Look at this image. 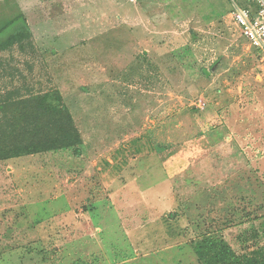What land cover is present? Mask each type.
I'll return each mask as SVG.
<instances>
[{"label": "rangeland", "instance_id": "374dc122", "mask_svg": "<svg viewBox=\"0 0 264 264\" xmlns=\"http://www.w3.org/2000/svg\"><path fill=\"white\" fill-rule=\"evenodd\" d=\"M234 2L250 1L0 0V29L17 19L0 96L61 90L84 149L0 161V264H205L206 238L254 249L264 51ZM26 27L34 47H8Z\"/></svg>", "mask_w": 264, "mask_h": 264}, {"label": "trees", "instance_id": "16d2710c", "mask_svg": "<svg viewBox=\"0 0 264 264\" xmlns=\"http://www.w3.org/2000/svg\"><path fill=\"white\" fill-rule=\"evenodd\" d=\"M16 22L17 19L3 26L0 36ZM14 45L22 50L28 45L34 47L32 30L16 29L8 40V47ZM63 149L76 155L84 152L81 133L61 90L31 91L23 95L12 89L1 94L0 161ZM251 238L254 249L241 254L221 239L206 238L201 244L200 259L205 264H264V221L261 227H252Z\"/></svg>", "mask_w": 264, "mask_h": 264}, {"label": "built area", "instance_id": "2783aa9c", "mask_svg": "<svg viewBox=\"0 0 264 264\" xmlns=\"http://www.w3.org/2000/svg\"><path fill=\"white\" fill-rule=\"evenodd\" d=\"M244 6L234 2V18L248 42L264 51V0H249Z\"/></svg>", "mask_w": 264, "mask_h": 264}, {"label": "crops", "instance_id": "0c3cea01", "mask_svg": "<svg viewBox=\"0 0 264 264\" xmlns=\"http://www.w3.org/2000/svg\"><path fill=\"white\" fill-rule=\"evenodd\" d=\"M121 1H125L126 2L127 0H121Z\"/></svg>", "mask_w": 264, "mask_h": 264}]
</instances>
